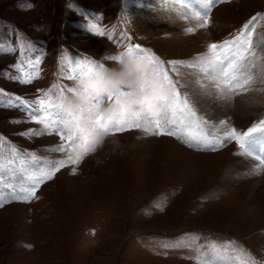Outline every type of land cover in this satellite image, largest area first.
Listing matches in <instances>:
<instances>
[{"label": "rangeland", "instance_id": "rangeland-1", "mask_svg": "<svg viewBox=\"0 0 264 264\" xmlns=\"http://www.w3.org/2000/svg\"><path fill=\"white\" fill-rule=\"evenodd\" d=\"M189 13L172 0H0V190L7 195L9 185L27 186L43 161L69 154L51 150L59 136L32 120L27 107L8 103L16 96L35 100L49 89L55 97L60 87L74 86L69 61L88 58L104 66L98 71L113 68L119 62L108 57L124 53L129 43L165 61L192 60L260 14L253 75L260 72L264 0H218L209 26L194 33L186 32L196 23ZM181 71V90L210 121L206 130L213 135L232 127L243 132L264 119V73L247 86L255 88L248 101L261 97L260 103L243 114L217 116L193 99L202 77ZM29 75L30 83L20 82ZM114 138L119 147L109 138L80 164H66L35 198H9L0 207V264H199L197 257L212 259L213 246L222 253L216 264H240L238 254L248 264H264V197L247 189L264 175L254 156L242 154L234 140L204 149L143 127ZM249 162L260 173L254 179L244 166Z\"/></svg>", "mask_w": 264, "mask_h": 264}, {"label": "snow or ice", "instance_id": "snow-or-ice-1", "mask_svg": "<svg viewBox=\"0 0 264 264\" xmlns=\"http://www.w3.org/2000/svg\"><path fill=\"white\" fill-rule=\"evenodd\" d=\"M216 2L218 0H172V3L179 5L181 9L189 10L191 18L196 21L193 26L186 29L187 33H194L197 29H205L209 26L211 8ZM259 15H253L235 35L218 42H210L207 45V51L198 54L192 60L165 61L153 50L142 47L138 43H129L124 53L108 57L120 63L125 55L132 58L143 56L147 63L153 66L152 71L162 76L165 83L171 87L170 93L162 95L156 101L160 109L158 112L146 108V98L137 99L135 93L124 85L114 87L104 83L103 75L97 70L104 66L88 58L77 59L74 63L69 61L67 79L76 81L78 78L94 76L101 81V91H91L87 87L81 90L79 85L74 84L66 89L60 87L55 97L51 94L52 89H49L35 100H25L19 96H16L14 101L9 99L10 105L18 103L27 107L32 120L42 124L45 131L55 132L59 136L60 143L51 149L52 151L63 153L67 150L69 154L65 159L43 161L37 172L29 176L27 186H21L17 190L9 185L12 191L7 195L0 190V207L9 202V198L22 201L35 198L39 187L46 180L52 179L66 164H80L83 158L94 150L91 137L97 127L109 129L114 135L143 127L151 134L175 136L184 139L189 146L204 149H214L226 140H234L239 145L242 154L254 156L261 165H264V156L256 154L257 152L264 154V119L253 123L243 132L232 127L223 136L213 135L206 130L210 121L198 113L189 95L182 92L183 85L180 80V77L184 75L181 69L187 68L191 70L190 74H198L202 77L199 82L204 86V94H214L217 99L224 102L230 101L233 95L241 91L247 92L249 90L247 86L253 80V69L257 67L253 59L256 57V52L253 50V34ZM183 18L189 19L190 17L185 15ZM89 28L99 35H104V32L95 24H90ZM111 38L109 35V39ZM31 80L32 76L29 75L27 78H22L20 82L27 84ZM52 87L57 88L58 86L53 85ZM65 91L68 94L84 96L86 100L78 109L73 110L66 103ZM121 96L129 98L128 104L133 106L131 113L128 111L127 104L120 101ZM105 102L107 105H112L114 102L117 105L110 116L97 112L98 106ZM82 120L89 122L87 130L79 127V122ZM225 123L226 120L219 121V124ZM81 141L84 144L83 150L74 151V146ZM2 167L3 165L0 164V168ZM72 172L75 174L76 169L73 168ZM233 251L237 250L233 249ZM211 254L212 259L207 261H201V258L197 257L199 264H216V258L222 256L216 246L212 247ZM224 258L231 259L230 257ZM235 259L240 264H248L247 261L241 260L239 254ZM252 264L256 262L253 261Z\"/></svg>", "mask_w": 264, "mask_h": 264}, {"label": "clouds", "instance_id": "clouds-1", "mask_svg": "<svg viewBox=\"0 0 264 264\" xmlns=\"http://www.w3.org/2000/svg\"><path fill=\"white\" fill-rule=\"evenodd\" d=\"M152 67L143 56L139 58L127 56L116 67L103 69L100 71V74L104 77V83L111 84L114 87L124 85L135 93L137 99L146 98V108L158 112L160 109L156 101L162 95L170 93L171 87L165 83L162 76L152 71ZM75 84L79 85L81 90L87 87L91 91H101V81L94 76L78 78ZM119 99L121 102L127 104L128 111L131 113L133 106L128 104L129 98L121 96ZM85 100L86 97L84 96L69 94L67 95L66 103L73 110H76ZM115 107H117L115 102L112 105L101 104L98 106L97 112L105 116H110ZM79 127L87 130L89 128V122L82 120L79 122ZM114 137L115 135L109 129L103 127L95 128L91 137L94 147L92 152L102 147L109 138H112L114 146L119 147L120 142ZM83 147V142H78L74 146V151H82Z\"/></svg>", "mask_w": 264, "mask_h": 264}, {"label": "bare ground", "instance_id": "bare-ground-1", "mask_svg": "<svg viewBox=\"0 0 264 264\" xmlns=\"http://www.w3.org/2000/svg\"><path fill=\"white\" fill-rule=\"evenodd\" d=\"M189 15H191V14L189 13ZM259 71L260 72L256 71L259 75L256 74V73H255V75H253V80H252V82L250 84H254V82H256L257 79H259V77L261 78V76L264 73V66L262 68H260ZM189 85L190 86H194L193 85V81L190 80ZM194 87H196V86H194ZM198 87H199V85L196 87L197 94L195 93V96H193V95H191V96H193V99L194 100H195V98L198 100V102L196 101L197 103L200 102L201 104L204 105V107H209L208 109L215 110L217 112V114H218L217 116H221L222 114H225L227 111H229V112L230 111L231 112L232 111H237L238 113L243 114V113H246V111L248 110V108L250 107V105H252V104L254 105V104H257V103H260L261 102L260 101L261 100L260 99L261 97L260 98L259 97L256 98L252 102L248 101V99H247V98H249V95L246 96L247 95V92L248 93L254 92V89H255L254 86L251 87V88H248L249 90L247 92H243L242 91V92H240L237 95H233L236 100L233 99V97H232L231 100L228 101V102H224L222 100L217 99L214 94L206 95V94H204L203 88L202 89H198ZM201 87H204V86H201ZM237 96H239V97H237ZM244 96H246V97H244ZM249 163H250V166L249 167H247L246 164H244V166L247 168V175L249 174V176H250V173H251V176L248 178V176L245 175V176H247V177L244 178L245 180H246V178H248V179H250V178L251 179H254V178L257 177V175H260V173H258L257 169H256V171H254V169L256 168L255 165H254V162H249ZM244 170L245 169H243V171ZM263 170H264V166H263ZM241 173H242L241 176H244L243 172H241ZM263 173H264V171H263ZM247 189L250 192H255V190H257V196L258 197H264V175H263V178L261 180H257V182L254 181V184L253 185H249V187Z\"/></svg>", "mask_w": 264, "mask_h": 264}]
</instances>
